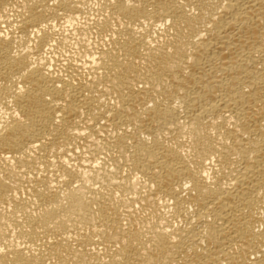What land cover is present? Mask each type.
I'll return each mask as SVG.
<instances>
[{"label": "bare ground", "instance_id": "obj_1", "mask_svg": "<svg viewBox=\"0 0 264 264\" xmlns=\"http://www.w3.org/2000/svg\"><path fill=\"white\" fill-rule=\"evenodd\" d=\"M0 264H264V0H0Z\"/></svg>", "mask_w": 264, "mask_h": 264}]
</instances>
